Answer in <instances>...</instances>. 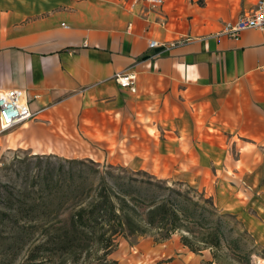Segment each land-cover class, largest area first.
I'll list each match as a JSON object with an SVG mask.
<instances>
[{"label":"crops","instance_id":"1","mask_svg":"<svg viewBox=\"0 0 264 264\" xmlns=\"http://www.w3.org/2000/svg\"><path fill=\"white\" fill-rule=\"evenodd\" d=\"M201 1L0 0V91L25 90L32 111L45 110L11 130L9 148L76 158L69 142L102 140L132 172L192 186L212 176L218 211L264 250V31L222 34L258 0ZM131 73L122 87L116 75ZM134 125L146 129L136 140ZM128 139L150 147L122 148ZM179 237L118 250L216 264L207 251L191 258Z\"/></svg>","mask_w":264,"mask_h":264},{"label":"rangeland","instance_id":"2","mask_svg":"<svg viewBox=\"0 0 264 264\" xmlns=\"http://www.w3.org/2000/svg\"><path fill=\"white\" fill-rule=\"evenodd\" d=\"M200 4L205 5L203 0ZM36 120H39V117ZM141 129L146 130L135 125L132 129L129 128L132 134L129 139H135ZM10 133L11 130L0 134V264H76L71 260L64 261L61 257L57 249L59 238L55 230L68 221L76 208L77 185L83 184L85 196H92L95 194L94 189L100 186L103 180L118 194L127 190L128 185L136 180L138 183L134 184H144L142 186L145 194H155L162 200L172 198L191 206L192 203L183 198L188 196L196 204L193 210L199 222L196 219L191 225L196 233L180 231L173 236L180 235L181 244L188 238L191 247L183 245L191 254V258L194 255L203 256L202 252L207 251L211 253V263L264 264V250L255 246L234 218L224 216L218 211L212 176H204L202 182L192 186L158 179L150 173H134L117 163V143L102 140L95 141L92 145L81 142L78 145L82 148L69 142L67 148L71 151L68 155L76 158H66L58 154L36 156L28 150L9 148ZM89 138L87 134L83 141ZM129 139L122 148L129 150L130 147H150L143 141L145 138L139 139L138 142ZM104 151L107 154L106 160H103ZM77 152L79 153L76 154ZM99 159L101 162H98ZM94 170L99 173H94ZM158 185L163 189H158ZM215 230L221 238L220 246L211 247L204 244L202 241L207 234ZM139 239L149 240L159 246L166 242H156L155 237L118 238L117 247L109 259L119 264H173L185 253L179 251L174 254L149 248L118 250L120 242L127 241L133 246ZM192 250H197V253ZM102 253L101 250H83L82 253L77 250V264H86L90 257L96 259Z\"/></svg>","mask_w":264,"mask_h":264},{"label":"trees","instance_id":"3","mask_svg":"<svg viewBox=\"0 0 264 264\" xmlns=\"http://www.w3.org/2000/svg\"><path fill=\"white\" fill-rule=\"evenodd\" d=\"M94 173L99 171L94 170ZM134 182L138 183L136 180L132 181L127 190L118 194L103 180L94 189L95 194L92 196H85L83 184L77 185L76 208L68 221L55 230L59 238L57 249L64 261L71 260L77 264V250L79 253L83 250H101L103 253L100 257H90L88 262L85 261L86 264H119L109 259L117 247L118 238L155 237L156 242H165L176 232L196 233L191 226L196 219L199 222L193 210L196 204L188 196L183 198L190 201L191 206L172 198L162 200L155 194H145L142 186L144 184L137 185ZM157 187L163 189L160 185ZM178 195L181 196L180 193ZM220 240V235L215 230L209 232L202 242L218 247ZM183 242L185 246L191 247L188 238ZM192 251L197 253V250Z\"/></svg>","mask_w":264,"mask_h":264},{"label":"built area","instance_id":"4","mask_svg":"<svg viewBox=\"0 0 264 264\" xmlns=\"http://www.w3.org/2000/svg\"><path fill=\"white\" fill-rule=\"evenodd\" d=\"M149 3L161 7L164 0H149ZM264 31V0H258L248 11L241 13L236 19L224 24L222 34L238 39L246 30ZM158 46V42L151 40V49ZM116 80L122 87L132 88L136 74H117ZM45 110L32 111L27 92L22 89H7L0 91V134L10 131L25 122L38 119Z\"/></svg>","mask_w":264,"mask_h":264}]
</instances>
